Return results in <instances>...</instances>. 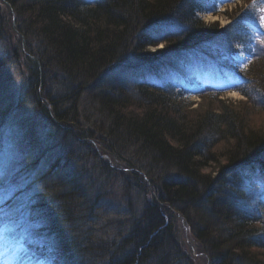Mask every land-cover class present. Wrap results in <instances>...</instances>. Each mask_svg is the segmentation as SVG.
<instances>
[{"label":"trees","instance_id":"obj_1","mask_svg":"<svg viewBox=\"0 0 264 264\" xmlns=\"http://www.w3.org/2000/svg\"><path fill=\"white\" fill-rule=\"evenodd\" d=\"M245 1L225 11L231 22L223 26L218 21L205 24L198 13L217 10V0H0L17 13L15 21H8L10 28L21 42L29 40L22 52L30 67L25 76L32 75L45 117L52 120L51 110L64 124L73 119L77 138L94 148L96 138L103 150L105 145L115 153L120 149L115 140L131 146L151 170L129 168L146 175L143 184L133 174L147 192V205L119 244L129 251L122 256L115 251L122 258L111 264H173L187 226L214 264H264V126H255L247 117L264 114V0ZM156 21L170 24L154 31L153 25L160 24ZM161 38L165 46L151 55L146 45ZM37 45L41 54L34 52L32 46ZM242 48L254 61L248 70L237 71L232 54ZM128 54L138 60L136 65L154 71L168 67V81L163 85L147 80L131 88L114 85L113 92L101 88L103 77ZM183 58L186 72L193 61L219 77L235 71L240 79L235 87L245 97L222 99L216 87L208 96L212 87L205 86L201 93L207 107L200 111L202 101L199 109L189 111L198 112L190 114L177 104L181 94L169 84L172 63ZM51 64L61 68L76 89L88 91L92 105L110 116L106 132L113 145L87 131L92 127L80 125L76 109L69 113L41 103L40 84ZM42 164L39 156L17 171L9 162L8 176L0 177L1 231L20 244L28 264L37 259L77 264L74 256L93 248L73 235L76 230L65 232L63 227L76 225L83 212L80 198L86 193L75 180L74 185L65 179L43 183L46 176L38 173Z\"/></svg>","mask_w":264,"mask_h":264},{"label":"rangeland","instance_id":"obj_2","mask_svg":"<svg viewBox=\"0 0 264 264\" xmlns=\"http://www.w3.org/2000/svg\"><path fill=\"white\" fill-rule=\"evenodd\" d=\"M227 7L230 8L231 4L225 7L221 5V8ZM14 12L9 5L0 3V177L8 176L9 162L13 163V167L18 171L22 165L24 166L31 159L40 156L43 164L38 173H40V177L46 176L43 183L51 182L50 185H52L60 179H65L66 182L73 184L71 181L75 180L86 193L81 195L80 205L83 207L86 204L87 207L78 215L75 222L77 230L73 235L80 236L82 240L85 239L93 249H83L86 252H78L79 254L74 257L80 259V264H111L122 258L118 253H115L114 248L119 247L121 241L131 233L135 222L142 218L147 203V192L140 187V184H137L133 174H136L140 178V183L143 182V184L144 180L147 181L144 179L146 175H142L141 172L140 174L132 172L129 168H142L148 172L150 168L147 167L144 158L137 154L131 146L124 145L122 147V143L115 140V147H120L119 152L115 153L105 145L103 147L106 150H103L101 141L96 138L94 142L96 150L77 138L73 119L64 124L65 121L61 122L55 118L51 110L52 120L45 117L40 107V101L33 91L34 86L29 85L25 76L27 75L26 69L30 67L22 52L29 43L21 42L18 34L8 24L9 20L17 19V13ZM219 13L218 15L209 12L205 16L199 13V16L205 24L220 21L223 26L229 25L231 20L227 15ZM160 21L156 22L160 23ZM173 23L176 22L171 24ZM160 25H155L153 30L165 27ZM173 32H177V29L174 28ZM165 44L166 41L161 38L156 43H148L146 49L150 53L152 52L151 55H156ZM137 62L138 60L132 54H128L123 60L115 63L108 74L103 77L101 88H107L113 92L112 86L114 85L121 86L126 80L129 81L136 75L139 78L145 77L148 70L137 69L135 67ZM53 66L55 65L51 64L48 67L47 78L41 84L42 88L39 94L41 103L49 105L48 107L52 109L58 105L65 111L68 110L69 113L76 109L75 113H77L76 117L79 119L80 125L92 127V130L87 131H91L92 135L98 137L103 136L105 144L108 142L113 145L111 140H108L106 132V129L111 127L110 116L102 113L100 106L92 105L88 91L76 89L77 85L70 83L69 76L61 68ZM219 82L222 83V86H229L231 83L230 80L223 78ZM180 98L183 105L188 108V112L192 108L199 109V103L202 101L203 107L200 111L207 107L205 106L207 100L204 97L200 100L196 97L192 103L191 100ZM221 98L234 101L239 100L241 94L228 91ZM189 104H192L190 108ZM213 107L218 108L219 105L215 102ZM251 111L254 110L251 109ZM247 117L255 126H264L263 113L252 112ZM59 158L61 161L58 162ZM125 169L128 170L123 171ZM158 170H154L156 177ZM47 174L50 175L47 176ZM2 193L0 191V195ZM187 227L185 231L182 229L185 232L186 240L183 242L180 235V252L176 253L172 259L173 264H212L214 259H210L209 250L201 245L196 239L194 231H189L190 229ZM13 242L14 240L10 241L0 234V250L7 248V252L11 251L9 256L6 252L0 255V264H25L27 262L20 253H18L19 255L16 253ZM106 242L114 244V247ZM195 242L198 243V248ZM34 264L51 263L48 260H41Z\"/></svg>","mask_w":264,"mask_h":264},{"label":"bare ground","instance_id":"obj_3","mask_svg":"<svg viewBox=\"0 0 264 264\" xmlns=\"http://www.w3.org/2000/svg\"><path fill=\"white\" fill-rule=\"evenodd\" d=\"M27 38V36L24 38V39H26ZM28 39V38H27ZM27 43H29V40H27ZM36 47H39V45H37V46H34V52L35 53H40L41 51H40V49H35ZM41 54V53H40ZM117 63V62H116ZM191 71H193V70H191ZM106 76V75H105ZM104 76V77H105ZM185 76H188V74H186ZM28 79H27V81L29 82V85L31 84L32 86H33V79H32V75L31 74H29V76L27 77ZM131 80H126L125 81V83L123 84V86L125 87H129V88H131L132 86H131V84H133V85H136V84H138L137 86H139V87H141V85L142 84H144V82L145 81H143L141 78H139V77H137V75L135 76V78H130ZM41 85V84H40ZM151 87V86H150ZM41 88H42V86H41ZM40 88V89H41ZM180 103L181 104H183V102L182 101H180V102H177V104H179L180 105ZM161 174H163V172H161ZM160 174V175H161ZM148 185V184H147ZM146 205H147V203H146ZM85 207H87V205L86 204H84L83 205V207H81L82 208V210H85ZM163 209L164 210H166L167 212H168V210L166 209V207H164L163 206ZM83 216V215H82ZM70 229H72V230H77V228H76V225L75 226H70V225H67L66 224V226H64L63 227V231H67V232H70L71 230ZM69 234V233H68ZM69 236H71V237H73L72 235H69ZM104 243H105V241H104ZM107 244H109V242H106ZM109 245H111V244H109ZM112 247H114V244H112L111 245ZM120 246L121 245H119V247L118 248H114V251H118V252H120V254H121V256L122 255H124V253H126V251L128 250V249H126V250H122V249H120ZM190 248V247H189ZM129 251V250H128ZM78 259V258H77ZM76 262H77V264H80V259H78V260H76Z\"/></svg>","mask_w":264,"mask_h":264},{"label":"snow or ice","instance_id":"obj_4","mask_svg":"<svg viewBox=\"0 0 264 264\" xmlns=\"http://www.w3.org/2000/svg\"><path fill=\"white\" fill-rule=\"evenodd\" d=\"M255 5H253L254 7ZM261 22L264 23V17H261Z\"/></svg>","mask_w":264,"mask_h":264}]
</instances>
